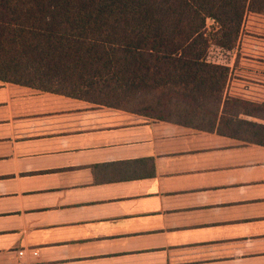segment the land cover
<instances>
[{
	"label": "crops",
	"instance_id": "1",
	"mask_svg": "<svg viewBox=\"0 0 264 264\" xmlns=\"http://www.w3.org/2000/svg\"><path fill=\"white\" fill-rule=\"evenodd\" d=\"M225 52L213 114L0 78V264H264V15Z\"/></svg>",
	"mask_w": 264,
	"mask_h": 264
},
{
	"label": "trees",
	"instance_id": "2",
	"mask_svg": "<svg viewBox=\"0 0 264 264\" xmlns=\"http://www.w3.org/2000/svg\"><path fill=\"white\" fill-rule=\"evenodd\" d=\"M248 13L264 15V0H0V78L32 69L75 97L213 114L210 78L229 69L211 46L233 50ZM255 135L264 145V127Z\"/></svg>",
	"mask_w": 264,
	"mask_h": 264
},
{
	"label": "rangeland",
	"instance_id": "3",
	"mask_svg": "<svg viewBox=\"0 0 264 264\" xmlns=\"http://www.w3.org/2000/svg\"><path fill=\"white\" fill-rule=\"evenodd\" d=\"M250 14V13H248ZM214 29L215 27H213V23L209 21V24H208V33L211 34L214 32ZM242 31V30H241ZM241 34V33H240ZM240 37V36H239ZM239 41V39H238ZM238 43V42H237ZM237 45V44H236ZM236 47V46H235ZM226 50H223V51H220V48L212 45L211 46V49H210V52H209V55L213 58H216V57H221V56H231L229 53L225 52Z\"/></svg>",
	"mask_w": 264,
	"mask_h": 264
},
{
	"label": "built area",
	"instance_id": "4",
	"mask_svg": "<svg viewBox=\"0 0 264 264\" xmlns=\"http://www.w3.org/2000/svg\"><path fill=\"white\" fill-rule=\"evenodd\" d=\"M247 16V15H246Z\"/></svg>",
	"mask_w": 264,
	"mask_h": 264
}]
</instances>
